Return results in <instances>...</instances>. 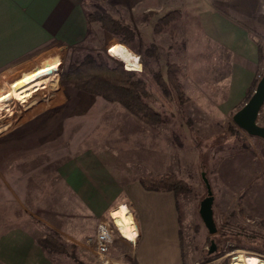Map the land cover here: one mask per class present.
Returning <instances> with one entry per match:
<instances>
[{
	"label": "rangeland",
	"instance_id": "1",
	"mask_svg": "<svg viewBox=\"0 0 264 264\" xmlns=\"http://www.w3.org/2000/svg\"><path fill=\"white\" fill-rule=\"evenodd\" d=\"M208 3L225 9L224 0H83L86 13L103 8L133 31L132 40L123 43L120 36L92 20L82 40L54 52L59 59L58 66L52 64L55 73L35 85L29 95L14 94L9 86L21 78L0 83V91L6 89L0 101L9 98L0 109V233L19 226H30L42 236L52 232L67 249L66 254L50 251L62 264H77L70 254L82 264H103L96 256L81 254L75 243L59 237L39 219L46 209L44 202L57 197L47 189L49 173L56 165L90 147L104 151L109 147L122 151L132 143L138 147L139 141L131 140L132 136L146 134L141 120L119 103L63 83L71 63L86 54H99L108 65L120 64L145 81L149 91L146 102L161 116L160 122L147 124L144 136L151 149L154 137L161 140L162 176L174 174L187 184V191L175 196L184 264H230L237 249L264 255V137L251 136L233 123L238 108L227 114L218 112L216 100L224 88L218 80L222 69L219 51L212 47L196 17V11ZM169 11H179L180 17L155 32L157 19ZM251 35L264 42L258 32ZM166 62L179 67L177 78L184 92L181 102L154 79L158 71L165 80ZM42 92L51 96L50 104L56 107L31 124L10 127L13 118L23 117L21 111L29 99ZM263 113L257 117L260 125H264L259 120ZM150 164L148 160L147 171ZM142 166L141 162L140 173ZM204 178L213 196V234L198 212L207 195ZM211 241L215 249L210 253ZM123 259L109 258L107 264H123Z\"/></svg>",
	"mask_w": 264,
	"mask_h": 264
},
{
	"label": "crops",
	"instance_id": "2",
	"mask_svg": "<svg viewBox=\"0 0 264 264\" xmlns=\"http://www.w3.org/2000/svg\"><path fill=\"white\" fill-rule=\"evenodd\" d=\"M224 2L225 9L208 3L196 11V17L212 47L219 51L222 69L218 80L224 88L216 107L227 114L245 102L248 90L263 71L251 33L264 37V0ZM85 8L83 0H0V83L21 78L9 85L18 94L55 73L52 64L59 59L54 52L83 39L90 23ZM5 92L0 91V98ZM45 92L29 99L22 108L23 117L13 118L10 127L31 124L55 108ZM7 100L0 101V107ZM139 123L146 134L132 136L131 140L139 141L138 147L134 143L122 151L90 147L56 165L49 173L47 189L57 197L44 202L46 209L39 219L59 237L75 243L81 254L94 258L91 247L83 241L93 234L98 221L109 220L110 210L123 203L132 214L136 237L130 240L116 233L108 257H123V264H184L174 193L148 190L138 181L141 176L163 174L161 140L154 137V148L148 147L147 123ZM141 162L142 173L138 169ZM43 174L47 176L46 171ZM42 234L34 233L30 226L0 233V264H62L37 242Z\"/></svg>",
	"mask_w": 264,
	"mask_h": 264
},
{
	"label": "trees",
	"instance_id": "3",
	"mask_svg": "<svg viewBox=\"0 0 264 264\" xmlns=\"http://www.w3.org/2000/svg\"><path fill=\"white\" fill-rule=\"evenodd\" d=\"M97 11L88 12V21H99L101 26L116 36H120V41L129 43L133 37V31L112 18L103 8L97 7ZM180 17V12L169 11L162 14L156 21L154 31L159 32L163 26ZM260 61L264 65V42L256 39ZM179 67L177 64L166 62L165 80L157 71L154 79L157 85L167 92H174L177 99L181 102L184 98L182 85L177 78ZM63 83L78 90L101 96L110 101L122 105L130 114L134 115L143 122L151 125L160 122L161 116L147 102L148 87L145 81L135 78L134 72L124 68L120 64L113 66L104 62L99 54H86L80 60L74 61L63 75ZM260 77V76H259ZM258 79L248 90L245 101L253 93ZM264 102L260 108L263 111ZM259 120L264 124V113L259 116ZM139 183L148 190L172 191L174 195L187 191V184L174 174H167L159 177L141 176ZM177 197L175 202L177 205ZM37 242L46 250L67 253V249L59 242L53 233H47L37 239ZM70 257L77 263L82 264L72 254Z\"/></svg>",
	"mask_w": 264,
	"mask_h": 264
},
{
	"label": "water",
	"instance_id": "4",
	"mask_svg": "<svg viewBox=\"0 0 264 264\" xmlns=\"http://www.w3.org/2000/svg\"><path fill=\"white\" fill-rule=\"evenodd\" d=\"M264 102V67L263 71L256 83L253 93L249 98L233 113L232 121L240 129L244 130L251 136L264 137V125H260L257 121V117L260 112V108ZM207 195L199 203V215L210 234L216 232V226L213 220L212 214V202L213 196L210 190V186L204 178ZM215 244L211 241L209 252H213Z\"/></svg>",
	"mask_w": 264,
	"mask_h": 264
},
{
	"label": "bare ground",
	"instance_id": "5",
	"mask_svg": "<svg viewBox=\"0 0 264 264\" xmlns=\"http://www.w3.org/2000/svg\"><path fill=\"white\" fill-rule=\"evenodd\" d=\"M58 65H59V61L55 63V66ZM40 83H36L30 87L23 88L17 95H21V96L29 95L30 90H32V88L35 87V85H38ZM3 106H1L0 109L3 108ZM110 211L121 234L127 239L130 240L135 239L136 230H135L132 214L128 209V207L125 204L121 203L116 207L112 208ZM259 256H263V257H259ZM230 264H264V255L258 253H251L246 251L245 249H237L232 255V258L230 259Z\"/></svg>",
	"mask_w": 264,
	"mask_h": 264
},
{
	"label": "built area",
	"instance_id": "6",
	"mask_svg": "<svg viewBox=\"0 0 264 264\" xmlns=\"http://www.w3.org/2000/svg\"><path fill=\"white\" fill-rule=\"evenodd\" d=\"M116 233L123 236L118 229L111 212H109V220L98 221L93 236H90L86 240L87 245L91 247L96 258L103 264L109 262L108 251Z\"/></svg>",
	"mask_w": 264,
	"mask_h": 264
}]
</instances>
